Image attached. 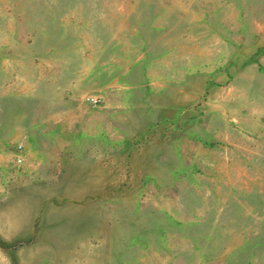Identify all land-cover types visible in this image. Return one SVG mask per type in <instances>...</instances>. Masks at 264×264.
<instances>
[{"label": "rangeland", "instance_id": "rangeland-1", "mask_svg": "<svg viewBox=\"0 0 264 264\" xmlns=\"http://www.w3.org/2000/svg\"><path fill=\"white\" fill-rule=\"evenodd\" d=\"M0 264H264V0H0Z\"/></svg>", "mask_w": 264, "mask_h": 264}]
</instances>
